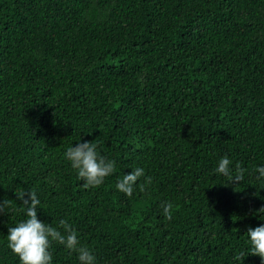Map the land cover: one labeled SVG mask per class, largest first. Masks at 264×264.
I'll use <instances>...</instances> for the list:
<instances>
[{
	"label": "trees",
	"instance_id": "obj_1",
	"mask_svg": "<svg viewBox=\"0 0 264 264\" xmlns=\"http://www.w3.org/2000/svg\"><path fill=\"white\" fill-rule=\"evenodd\" d=\"M84 140L115 161L96 187L63 155ZM225 154L240 181L213 173ZM258 164L264 0H0V264H19L6 234L22 189L96 264H262L247 237L264 223ZM136 166L151 181L116 190Z\"/></svg>",
	"mask_w": 264,
	"mask_h": 264
},
{
	"label": "clouds",
	"instance_id": "obj_2",
	"mask_svg": "<svg viewBox=\"0 0 264 264\" xmlns=\"http://www.w3.org/2000/svg\"><path fill=\"white\" fill-rule=\"evenodd\" d=\"M63 155L76 176L82 179L85 188L101 185L115 167V161L102 155L97 144L88 140L78 141L74 146L71 144L64 150ZM213 173L229 177V181L233 179L240 181L242 170L234 169L228 155L225 154L219 157ZM256 174L259 178H264V164L256 165ZM140 177H143L145 182L151 181L143 166L131 168V171L124 173L122 178L116 181L115 189L125 195H132ZM15 194L25 206V216L8 225L6 243L18 257L19 264H53L51 251L53 242L62 244L68 250H75L80 264H96L95 255L88 247L79 243L76 229L67 219L60 218L56 222L58 226H53L38 218L37 206L41 201L35 191L28 189L25 196V189H22L15 191ZM171 207L170 202H163L162 210L165 216L170 217ZM259 210H264V206ZM261 219H264V216ZM247 237L251 245L250 252L258 254L264 264V223L248 227Z\"/></svg>",
	"mask_w": 264,
	"mask_h": 264
}]
</instances>
